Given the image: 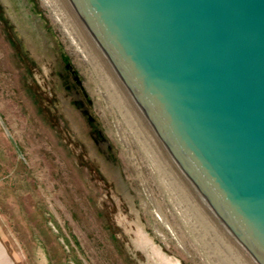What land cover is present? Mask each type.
<instances>
[{"label":"water","instance_id":"water-1","mask_svg":"<svg viewBox=\"0 0 264 264\" xmlns=\"http://www.w3.org/2000/svg\"><path fill=\"white\" fill-rule=\"evenodd\" d=\"M51 2L102 78L147 187L202 261L264 264V0ZM0 4L24 50L37 34L61 50L32 0Z\"/></svg>","mask_w":264,"mask_h":264},{"label":"rangeland","instance_id":"rangeland-1","mask_svg":"<svg viewBox=\"0 0 264 264\" xmlns=\"http://www.w3.org/2000/svg\"><path fill=\"white\" fill-rule=\"evenodd\" d=\"M32 1L61 50L43 34L24 50L0 4L1 236L24 264H205L147 187L102 78Z\"/></svg>","mask_w":264,"mask_h":264},{"label":"crops","instance_id":"crops-1","mask_svg":"<svg viewBox=\"0 0 264 264\" xmlns=\"http://www.w3.org/2000/svg\"><path fill=\"white\" fill-rule=\"evenodd\" d=\"M20 253L15 245L6 242L0 232V264H24Z\"/></svg>","mask_w":264,"mask_h":264},{"label":"bare ground","instance_id":"bare-ground-1","mask_svg":"<svg viewBox=\"0 0 264 264\" xmlns=\"http://www.w3.org/2000/svg\"><path fill=\"white\" fill-rule=\"evenodd\" d=\"M45 2L50 6L51 10L53 11L56 19L62 24V26L64 27V29L67 31L69 37L71 38V40L74 42V44L76 45V48L82 53L84 59L90 64V67L93 70H95L93 64L91 63V61L89 60V58L87 57V55L85 54V52L83 51V49L81 48V46L79 45V43L77 42L76 38L74 37V35L72 34V32L70 31V29L68 28V26L66 25V23L64 22V20L62 19V17L60 16L59 12L57 11V9L55 8V6L53 5V3L51 2V0H45ZM95 72V71H93ZM96 74V73H95ZM98 75V74H97ZM100 78V77H99ZM97 84H102L101 80L100 83ZM100 86V85H99ZM101 88V87H100ZM99 90V89H98ZM108 100V99H107ZM39 255L41 257V259L43 260L44 263H46L45 260V256L43 251L40 249L39 250ZM47 264V263H46Z\"/></svg>","mask_w":264,"mask_h":264}]
</instances>
